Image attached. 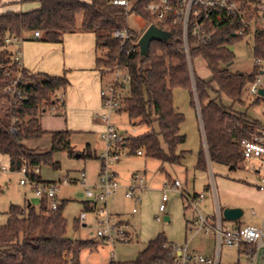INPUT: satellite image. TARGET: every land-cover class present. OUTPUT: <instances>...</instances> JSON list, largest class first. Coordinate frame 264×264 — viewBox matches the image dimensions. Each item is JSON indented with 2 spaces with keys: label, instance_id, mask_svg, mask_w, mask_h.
Instances as JSON below:
<instances>
[{
  "label": "trees",
  "instance_id": "1",
  "mask_svg": "<svg viewBox=\"0 0 264 264\" xmlns=\"http://www.w3.org/2000/svg\"><path fill=\"white\" fill-rule=\"evenodd\" d=\"M29 1L37 2L39 7L28 12L0 15V154L9 158L11 173H20L24 167L41 169L44 165L58 169L52 155L59 152H66L70 157L80 153L81 158H96L89 146L83 152L75 149L72 145L74 133L69 130L50 132L52 144L49 152L42 153L27 145L47 133L39 115L63 106L64 102L56 106L55 97L69 85L66 76L30 74L18 68L7 40L22 42L30 39L26 38L27 35L33 37L36 31L41 34L36 40L56 44L62 43L67 34L94 33L97 64L102 73L107 74L116 68L126 71L128 81L115 85L122 101L115 112L125 113L133 130L142 125L149 129L139 137L125 134L126 139L119 148H130V155H144L162 165L182 164L187 152H178V148L186 142V136L181 134L185 118L174 107V90L184 89L190 93L193 105L194 96L197 99L206 144V149L199 152L196 170L207 171L208 161L232 170L245 162L240 141L246 137L247 131L263 126L264 122L250 118L247 108L235 110L236 106L246 107L250 87L260 74L256 66L251 73L230 71L234 54L229 45L244 39L235 35L236 27H222L206 45H195L190 39L192 74L182 30L178 26L161 25L171 33V39L153 42L148 56H141L139 37L129 29L127 17L134 13L146 20L147 28L151 26V13L145 7L152 0H130L133 6L129 13L114 5L112 0ZM123 28L130 31V39L125 44L114 36L115 31ZM254 54L264 58V32L256 36ZM198 58L204 61L210 80L197 74L194 60ZM17 80H20L18 89L23 96L11 103L7 88ZM253 99L255 106H264L263 99ZM32 178L41 184H51L43 182L40 175ZM193 198L197 199L198 195ZM69 202L59 201L55 211L50 209L47 197L41 198L38 208L31 204H12L6 213V224L0 225V264H81L83 252H94L105 244L104 241L75 240L67 236L64 211ZM83 204L84 212L97 209L94 202ZM75 224L79 229V218ZM109 264H174L172 244L160 236L151 241L136 260H112Z\"/></svg>",
  "mask_w": 264,
  "mask_h": 264
},
{
  "label": "rangeland",
  "instance_id": "2",
  "mask_svg": "<svg viewBox=\"0 0 264 264\" xmlns=\"http://www.w3.org/2000/svg\"><path fill=\"white\" fill-rule=\"evenodd\" d=\"M84 1L90 2V0ZM127 25L133 33L138 35L139 39L148 26L146 20L134 13L128 15ZM253 45L254 40L250 35L240 42L229 45L230 51L234 54V64L229 67L231 72H252L255 67ZM194 68L201 78L210 80L211 75L201 58L194 60ZM109 73H112V80H119L117 81L119 83H124L127 76L126 71L119 68L111 70ZM192 100L187 90H174V107L185 118L181 126V134L186 136V142L178 148V152H187L182 164L180 166L162 165L157 161L146 159L144 155H130V148L124 149L126 153L120 154L119 161L111 162L108 165L111 171H113V167L120 172L116 175L119 189L107 200L106 204L98 202V209L104 207L103 214L99 211L84 212L83 204L84 202L97 201L94 193L92 197L87 195L89 189L93 190L96 178H98L96 176L97 162L85 157L76 158V155H81L80 153L70 157L66 152H59L52 155L53 163L59 165L58 169L48 165L41 167L42 181L57 184L58 200L70 201L64 211L68 224L67 236L75 240L95 238L99 242H105L93 253L83 252L81 264H108L112 260L134 261L151 241L160 236H164L179 249L187 248L192 253L215 256L217 243L214 242L213 235L206 236L202 232H197L193 224L188 223H193L197 217V212L193 210L189 201V198L195 194L208 196L207 199L198 200L199 213L204 216L216 214L215 190L220 198L219 204L223 208L227 201L244 198L243 200L247 203L242 207L244 212L241 219L242 225H261L260 220L252 216L251 209H256L259 212L264 204V193L258 191L264 177V167L260 172H257L260 164L255 160H250L240 164L236 170H231L226 166L208 161L207 171L196 170L199 152L206 149V144L199 105L195 96L194 105ZM225 104H228L227 100H225ZM244 108L248 109L247 114L250 118L264 122V106H255L253 97L247 98L246 107L236 106L235 110ZM110 116L112 124L121 134L139 137L142 133L149 131L148 127L144 125L133 130L125 113L117 114L113 111ZM64 117L58 109L47 110L40 114L41 125L47 133L39 139L28 142V147L42 153L49 152L52 144L50 132L68 130ZM92 140L93 142L90 143L81 135L75 136L72 138V145L78 152H83L87 144L96 145L98 149L104 148L107 144L99 133L94 134ZM3 160L1 159V161ZM3 164L0 162V168L7 169ZM101 171L102 167L100 173ZM83 172L86 174L84 183L68 181L70 178L80 180ZM134 174H138L143 179V187L135 189L134 198L129 199L126 198V194L129 192ZM21 179V173H11L10 170L0 173V225L6 224V213L12 204L19 206L31 204L36 208L40 205L41 198L36 196L33 187L29 184L21 185ZM176 179L182 183L183 193L172 187L171 183ZM164 189L168 202L165 213H162L160 205ZM82 212L86 214L87 218L81 222L79 229H76L75 220ZM166 217L169 218L168 221L165 220ZM84 225L86 227H83ZM120 225L123 236L119 233ZM229 226L234 225L229 223ZM108 227L111 228V232H107L105 238L96 237L99 229ZM122 237H129L130 241L125 242ZM107 239L110 240L106 241ZM247 261L246 253L243 250L240 253L237 248L222 246L221 264H247ZM257 264H264V248L259 250Z\"/></svg>",
  "mask_w": 264,
  "mask_h": 264
},
{
  "label": "built area",
  "instance_id": "3",
  "mask_svg": "<svg viewBox=\"0 0 264 264\" xmlns=\"http://www.w3.org/2000/svg\"><path fill=\"white\" fill-rule=\"evenodd\" d=\"M112 3L125 8L126 13H129L133 3L130 0H112ZM145 10L151 13L153 24L158 28L164 25L178 26L182 30L183 44L187 60L190 65L191 73L193 74L192 61L190 57V39L195 45H206L212 41L222 27H236L235 35L252 36L254 40L253 53L255 51L256 36L258 33L264 32V0H152ZM165 30V29H162ZM167 31V30H165ZM114 36L125 44L130 39V31L128 28L117 30ZM40 32L36 31L33 34V39H39ZM21 42L20 40H17ZM10 43V40H7ZM20 55V53H18ZM255 55V54H254ZM15 62L18 68H22L21 60L18 56L15 57ZM254 65L258 68L260 74L256 77L255 82L250 87V96L253 98L263 99L260 95V90H264V58L255 57ZM9 76V73L6 74ZM128 81L127 78L125 79ZM17 80L15 84L7 88V93L10 95L11 103L22 98L23 94L19 91ZM101 92L103 107L108 110L106 115L102 116V121L106 125V129L102 138L108 145L107 151L102 155L103 168L99 174V180L93 186V190L89 189L87 195L89 197L96 195V205L98 202L106 204L107 200L112 197L119 189V183L116 180V174L108 168L109 163L117 162L120 159L121 148L119 145L124 143L126 136L119 133L118 129L111 122V112L116 111L122 105L121 98L115 88L116 82ZM56 106L63 104V97H55ZM56 110V107L53 108ZM15 122V121H14ZM14 131V130H13ZM244 161L255 160L260 164L258 172L264 167V125L247 131L246 137L240 141ZM141 155V153H139ZM6 171V168L1 169L0 173ZM20 173L22 179L20 184L25 186L31 185L37 197H47L50 200V209L55 211L58 207L59 200L56 194V183L41 184L32 176H39L40 169H29L24 167ZM86 174L81 173V178L78 181L85 182ZM71 182L70 179H68ZM140 182V184H138ZM143 179L134 174V179L129 186V192L126 198H134V190L142 188ZM172 187L183 193V185L179 180L171 183ZM258 189L264 192V177ZM205 194L198 195L197 199L189 198L193 210L197 212V217L193 221V227L197 232H202L205 235L214 234L217 243V254L214 257H206L198 253L189 252L187 248L179 249L172 245V254L174 256V264H221L222 246L226 245L229 248H237L240 253L242 250L246 253L248 263L257 264L259 250L264 248V217L260 226H244L238 228H226L223 225L220 212L215 217L204 216L199 213L198 200L202 201ZM168 202L166 190H163L162 203L160 211L165 213L166 203ZM104 206V205H103ZM103 214L104 207L95 210ZM136 212V210H134ZM86 214L82 212L79 216V221L86 220ZM113 228V227H112ZM111 228L99 229L96 237L105 238L107 232ZM119 233L123 236L121 225ZM125 242H129V237H122ZM110 239H107L108 241Z\"/></svg>",
  "mask_w": 264,
  "mask_h": 264
},
{
  "label": "crops",
  "instance_id": "4",
  "mask_svg": "<svg viewBox=\"0 0 264 264\" xmlns=\"http://www.w3.org/2000/svg\"><path fill=\"white\" fill-rule=\"evenodd\" d=\"M38 7L39 4L37 2L29 0H0V15L8 12H28ZM26 38L30 39L22 42L12 41L8 45V49L13 54L14 59L18 56L21 60L24 70L30 74L40 73L56 77L66 76L69 79L68 87L57 93V96L63 97L64 102L63 106L57 107V109L65 116L64 122L67 129L74 133L72 138L81 135L90 143L93 142L92 138L96 133H99L102 138L106 129L102 116L106 115L108 110L103 107L101 92L112 86L116 80H112V73L103 74L102 68L97 64L96 35L94 33L67 34L63 42L58 44L33 39L32 35H27ZM87 146H89L96 156V158L90 159L97 162L96 176L98 178H96L94 184L96 185L103 165V160L100 157L107 151L108 145L106 144L102 149H98L96 145L93 146L92 144H87ZM125 151L121 149V153H126ZM1 159L4 160L1 161ZM0 162H3V165L7 167L6 171H9V158L0 154ZM112 169V172L116 175L120 173L118 169L113 167ZM228 179L233 180L231 178ZM70 180L72 183L78 182V180L71 178ZM258 191L260 190L258 189ZM190 198L193 199V196ZM207 198L208 196L206 195L204 199ZM243 199L227 201L225 208H223L219 204L220 198L215 190L216 214L210 216L215 217L219 211L224 227H244L241 223L244 212L242 217L237 221H228L223 215L225 209L242 210V207L247 203ZM251 214L253 217L258 218L261 224L264 217V204L259 212L256 209H251ZM188 223L192 224V222ZM229 223H232L234 226H229ZM83 227L86 226L84 225ZM212 235L216 243L215 235ZM87 239H94L99 242L95 238ZM206 257H214V255Z\"/></svg>",
  "mask_w": 264,
  "mask_h": 264
},
{
  "label": "water",
  "instance_id": "5",
  "mask_svg": "<svg viewBox=\"0 0 264 264\" xmlns=\"http://www.w3.org/2000/svg\"><path fill=\"white\" fill-rule=\"evenodd\" d=\"M172 35L170 32L162 30L155 25H151L143 33L139 39L140 53L142 57H147L150 46L155 41H169ZM260 95L264 97V90H260ZM76 158H81V155H76ZM224 218L228 221H237L242 215L243 211L241 209H225L223 211ZM166 221L169 220L168 217L165 218Z\"/></svg>",
  "mask_w": 264,
  "mask_h": 264
}]
</instances>
